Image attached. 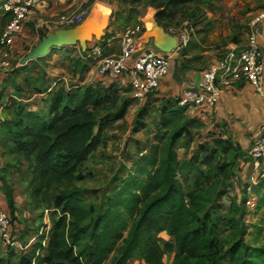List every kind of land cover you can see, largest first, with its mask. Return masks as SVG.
<instances>
[{"label": "trees", "instance_id": "16d2710c", "mask_svg": "<svg viewBox=\"0 0 264 264\" xmlns=\"http://www.w3.org/2000/svg\"><path fill=\"white\" fill-rule=\"evenodd\" d=\"M93 1L89 0L83 8ZM192 1L156 3L157 22L165 26V19L176 18L181 8ZM3 4L4 0H0V35L13 16L4 10ZM16 87L19 90L20 86ZM125 91L128 88L100 82L55 87L49 92L46 109L34 110L19 98L18 91L0 90V101L8 94L5 108L11 110L9 117L0 118V142L29 163L33 201L38 204V197L54 183L82 179L79 171L82 164L104 143L105 131L128 113L134 98L121 101ZM161 103L155 130L159 149L151 155L143 154L135 162L103 212L96 214L87 209L76 187L58 193L54 204L63 214L54 223L46 250L40 237L30 252L20 257L19 264H74L77 261L74 247L87 238L88 249L79 253L86 255L87 264H104L111 255L110 264H130L137 258H143L147 264H166L165 251L173 247L178 254L170 264H224L227 260L230 264H264V240L259 236L252 243L246 240L250 227L246 215L253 211L244 204L246 196L238 205L237 197L229 194L232 199L225 225L232 228L235 240L226 250L220 240L222 227L217 215L221 208L218 199L228 193L235 172L230 162L215 161L219 153L228 155L236 148L242 155L245 153L246 163L250 147L242 149L239 142L213 132L211 143L198 147L200 155L197 152L182 160L175 149L176 142L189 136L192 130L201 129L204 123L189 115V107L179 106L178 98H163ZM100 110L106 114L97 115ZM150 114L151 106L146 102L137 111L134 132L148 127ZM181 171L193 177L190 192L185 191ZM262 187L264 180L257 187L260 197L257 194L256 209L264 202ZM7 204L11 215L14 200L10 190ZM255 226L259 235L263 233V226ZM161 233H167L174 242L162 248L156 239ZM9 263V259L0 257V264Z\"/></svg>", "mask_w": 264, "mask_h": 264}, {"label": "rangeland", "instance_id": "374dc122", "mask_svg": "<svg viewBox=\"0 0 264 264\" xmlns=\"http://www.w3.org/2000/svg\"><path fill=\"white\" fill-rule=\"evenodd\" d=\"M98 1H107L111 3L112 9L115 11L116 18L119 17V14L124 15V13H127L133 16V13H136V15H142L144 17L143 21L147 25V21L149 22L152 19L154 22H157L156 13L158 8L156 7V3H160L162 0H156L155 2L152 0ZM245 1L246 0H237V3L232 5L233 0H193L181 8V11L176 18L165 19V26H161L172 35H179L184 30L187 31L189 43L180 51L184 52L186 50L188 52L191 45L196 43L199 38H201V35L204 36L205 34L206 38L203 42H205L206 46L213 44L212 48L214 49L219 47L222 48L226 44L225 41L231 42L232 39H234L233 36L235 34H239L238 32L241 34L243 31L245 35L246 30L244 29V31L243 28H246V26L241 22V18L244 20L246 18L242 17V12L239 11L242 6H245V10L248 9L247 7L249 6L247 4H243ZM106 8L107 9L105 11L108 14L107 16H109L110 9L108 7ZM84 9L86 8H83L82 6L79 9L74 10L73 13L82 12ZM94 13L95 18L97 17V14L96 12ZM100 15L102 14L100 13ZM145 15H148V17L150 16L148 20L146 19L147 21H145ZM107 16L99 22L101 29ZM48 25L51 27L48 28L46 25L35 27L25 22L24 27H28L31 33L29 39H26V41L19 39L22 37L20 32L18 33L19 37L16 38L12 45H0V90L5 88L7 93L18 91L20 96L24 99H28L30 93L34 90L37 91L47 87L46 84H48V79H45L47 74L41 73L37 76L33 75V70L37 67H41L40 64L45 63V61H41V63H38V61H32V63L21 65L20 60L33 51V48L41 41L42 37L47 35L44 33H48L50 30L56 31V29L65 27L61 26L58 22L53 25L49 22ZM229 27L233 32L231 37L227 36L226 38H223L224 32L228 33ZM22 30H24V28ZM42 30L44 32H42ZM215 37L217 39L221 38L222 41L217 42ZM237 37L239 38V35H237ZM213 39L214 41L211 42ZM116 45H118V43H116ZM25 69L27 71H25ZM72 69L74 73L73 77L75 78L78 68H75L73 64ZM202 71L203 69L201 70V73ZM17 85L20 86L19 90L15 89L17 88ZM149 96L146 101L151 106V114L148 118V127L139 132L133 131L137 111L142 106L133 100L125 118L116 121L112 127L105 131L104 143L93 154H91L80 167L79 171L82 175V179H74L72 181H62L52 184L45 193L38 197V204L37 201H33L30 197V188L32 189V186H23V191H25L27 196L23 199L21 207L25 209L27 217L21 219L22 221L20 220L17 216L18 207H16L15 203L11 214V225L18 222L19 224H22L19 235L24 240V242H21L20 240L22 245H24V243L33 236L36 238L34 243L41 237L42 246H44L46 250L47 244L50 242L53 234L54 223L63 214L61 209L55 207L54 204L55 196L63 189L76 187L80 191L83 203L87 209H92L96 214L103 212L106 209L108 199L116 193L118 190V184L123 178L127 177L132 167L135 166V162L139 160L143 154L151 155L154 150L157 148L159 149L160 142L156 139L155 130L162 103L159 105L154 104V101L152 102V98ZM130 97H132V94L125 91V93L122 94L121 101L124 98ZM4 100L6 99H3V101ZM1 106L2 103H0V107ZM5 109L6 108L0 110V116L7 117V115L11 114V110H9V112H5ZM96 114L103 116L106 114V111L100 110L97 111ZM213 134L215 133L205 128L204 123V126L201 129L192 130V133L189 136L180 138L175 144V149L179 158L182 160H188L191 156H195L198 152L200 144L206 142L209 143ZM10 152L11 149L5 145L4 148L0 150V157H5L7 154H10ZM198 154L200 155L201 153L198 152ZM244 158L245 153L242 155V153L238 152L235 148V150H232L228 155L219 153V156L215 161L216 163L219 161L230 162L233 165L232 168L235 172V175L229 181L228 193L221 199H218L217 202L221 206L217 215L222 227V229L220 228V240H222L223 250H226L235 240L232 228L225 225L226 219L229 218V200L232 199L229 194L237 197L238 205L241 204L243 197L246 195L245 190L249 181V176H246L245 174L248 168H245V163L243 162ZM179 176L183 182L185 191L190 192L193 188V177L184 171H181ZM259 179L262 181L264 180V177H260ZM6 181L7 180L4 179L3 184L8 187L9 185ZM22 182L26 184L25 176H23L19 181H11L10 184L13 187L14 184ZM12 190L13 189L11 188L10 192H12ZM261 191V195L264 197V187H262ZM257 194L259 198L260 194ZM256 208L257 202L254 208H250L253 211H251L249 215H246L247 222L250 226L246 240L250 243L255 240L254 237L256 236H259L260 240H264V229L263 233L259 235L257 227L255 226H263L264 228V202L259 209ZM239 216L240 214L237 217L239 218ZM44 239H46L45 245H43ZM156 239L162 248L165 247L166 244L174 242V238L170 237L167 233L157 235ZM89 244L90 240L87 238L84 239L78 247H74V256H76L75 258L77 259L74 264H87L86 255H81L79 253L82 249L87 250ZM47 251L45 254L49 252ZM165 253L166 264H170L174 262L175 256L178 254V249L174 247L172 250L166 249ZM0 254H4L2 250H0ZM8 255L10 261L9 264H19V257L21 256L20 253L13 252ZM112 256L113 255H111L104 264H110ZM66 264L73 263L66 262ZM224 264L230 263L227 260Z\"/></svg>", "mask_w": 264, "mask_h": 264}, {"label": "crops", "instance_id": "0c3cea01", "mask_svg": "<svg viewBox=\"0 0 264 264\" xmlns=\"http://www.w3.org/2000/svg\"><path fill=\"white\" fill-rule=\"evenodd\" d=\"M88 1L89 0H42L41 3L28 14L25 22L35 27L46 25L50 28L51 26L48 25L49 22L51 25L55 24L60 15L73 12L74 10L82 7ZM236 3L237 0H233L232 5H235ZM243 4H247L249 6L247 7V10H245V6H242L239 10L242 12L241 16L246 18L245 20L241 18V22L246 26V28H243V30H246L245 35L243 31V34L238 32L239 34L237 35H239V38L235 34L233 36L234 39H232L231 42L225 41L226 44L224 47L214 49L212 48L213 44L206 46L205 42H203L206 38L205 34L204 36L201 35V38H199L196 43L191 45L188 52L186 50L184 52L175 50L168 54L170 57L169 71L161 79L160 87L150 96L148 95L152 98V102L154 101V104H161L163 98H179L183 89L195 86L200 80L202 76V69L209 66V64L218 61V59L224 56L227 50L232 46L236 45L239 46V48L244 47L251 32L256 34L264 55V19L255 26L251 25L252 18L260 10L264 9V0H246ZM105 6L110 9L109 16H107L108 14L105 11L107 8ZM86 9H88L86 19L91 20L90 27L92 32L97 33L95 26L103 20L105 16H107L104 25H102L103 30L101 29L100 32L102 34L99 33L97 34L98 36L93 35L87 42V47H90L93 43L102 42L105 45L107 53H119L121 35L126 26L141 22L143 24V31L148 27L149 22L147 20L150 16L148 17V15H145L147 25L143 21L144 17L142 15L133 14L132 16L131 14L124 13V15L119 14V17L116 18L115 11L112 9V4L107 1L94 0ZM94 12L97 14V17L95 18ZM100 13L102 15H100ZM23 28L24 30L20 31L22 37L19 39L26 41V39L30 38L31 33L28 27H24L23 25ZM42 32L44 31L42 30ZM49 32H53V30L48 31V33ZM228 33L224 32L223 38H226L227 36L231 37L233 32L230 27L228 28ZM18 37L19 36L17 35L16 38ZM141 37L142 34L139 36V39H141ZM215 40H217V42L222 41L221 38L217 39L216 37ZM212 41H214V39L211 40V42ZM116 43H118L119 46L116 45ZM140 45L153 46L151 41H141ZM82 51L83 48L79 44L53 48L47 55L27 62L28 64L32 63V61H38V63L45 61V63L40 64L41 67H37L33 70V75L37 76L41 73L47 74L45 79H48V84H46L47 87L43 89L37 91L34 90L30 93L28 99H24L22 96L18 95L20 96L19 98H21V100H23V102H25L30 109L43 110L46 109L48 99L50 97L49 92L53 89V87L58 88L60 86H64L65 88H69L70 85L73 84H96L98 82L108 86L111 83H115L119 88H128V92L131 93L130 77L127 73H124L121 76L102 75L99 73L97 60L83 59L81 57ZM73 64L75 68H78L75 78L73 77ZM4 99L6 100L0 101V103H2L0 110L5 108V102L8 99V94L4 97ZM189 111L188 113H190V115L197 116L205 123L206 129L215 133L220 132L222 137L239 142L242 149H248L252 143L256 129L264 122V98L256 91L252 84L247 81H242L231 86L224 87L222 89L219 102L215 108L201 106L198 108H189ZM5 112H9V109L6 108ZM9 116L10 115H7V117ZM0 118L6 117L0 116ZM4 146L5 145L0 142V150L4 148ZM245 168L247 169V172L245 173L246 176H250L252 174L251 165L246 164ZM23 176H25L26 184L22 182L14 184L13 187L11 186V181H19ZM0 179V210L8 209L7 190L12 188L13 200L16 207H18L17 216L20 220L27 217L25 209L21 207V203L27 196L25 191H23V186H29L31 179L29 163L23 156L17 155L13 152H10V154H7L5 157L1 156ZM4 179L7 180L6 183L9 185L8 187L3 184ZM11 227L15 238H17L19 242L20 240L21 242H24V240L19 236L22 224H19V222L13 223ZM34 238L35 237L33 236L24 243L25 245H28L26 249H22L19 246L7 248L1 243L0 250H2L4 254H0V257L9 259L8 254L13 252L20 253L21 256L28 254L36 239ZM130 264L147 263L143 258H137L133 259Z\"/></svg>", "mask_w": 264, "mask_h": 264}, {"label": "built area", "instance_id": "2783aa9c", "mask_svg": "<svg viewBox=\"0 0 264 264\" xmlns=\"http://www.w3.org/2000/svg\"><path fill=\"white\" fill-rule=\"evenodd\" d=\"M42 0H4L5 11L12 12V18L4 25L0 35V45L10 46L22 30L28 14ZM88 9L79 13L63 14L57 22L61 26H73L84 21ZM264 19V9L260 10L251 20L255 26ZM143 32V24L137 23L124 28L121 35L118 54L107 53L102 42L95 43L82 51L85 60L95 59L102 75L121 76L127 73L130 77L131 94L134 100L143 105L149 93L160 87L161 79L168 73L170 57L155 46H141L139 36ZM181 44L176 50H182L189 43L187 31L178 36ZM110 42V41H109ZM175 51V50H174ZM131 62V63H130ZM247 81L264 98V55L257 36L251 32L244 47L232 46L218 61L209 64L202 71V76L195 86L183 89L178 98L179 106L197 108L207 106L215 108L219 102L222 89L233 84ZM251 165L252 174L246 186L245 206L254 208L257 202V185L260 177H264V122L254 133L252 144L247 152L245 165ZM1 185V181H0ZM11 215L7 209L0 210V241L7 247L22 245L12 233ZM35 239V238H34ZM46 239L43 240V245ZM32 264H35L33 262Z\"/></svg>", "mask_w": 264, "mask_h": 264}, {"label": "water", "instance_id": "95a60500", "mask_svg": "<svg viewBox=\"0 0 264 264\" xmlns=\"http://www.w3.org/2000/svg\"><path fill=\"white\" fill-rule=\"evenodd\" d=\"M91 20L84 19L81 23H76L73 26L62 27L56 31L49 32L44 35L41 41L33 48V51L24 56L20 63L25 64L31 60L47 55L53 48H61L65 46H72L79 44L83 50L87 49V42L93 35L98 36L96 32L91 31L90 27ZM157 30L150 31L147 27L142 32L141 41L150 42L160 51L165 54H169L176 50L181 44L176 35L168 33L164 27L158 22H155Z\"/></svg>", "mask_w": 264, "mask_h": 264}, {"label": "bare ground", "instance_id": "6f19581e", "mask_svg": "<svg viewBox=\"0 0 264 264\" xmlns=\"http://www.w3.org/2000/svg\"><path fill=\"white\" fill-rule=\"evenodd\" d=\"M96 31H97V34H99L101 32V26H100V23H98L96 26ZM148 27L150 28V31H155L157 30V26H156V23L152 20L149 21L148 23ZM158 31V30H157Z\"/></svg>", "mask_w": 264, "mask_h": 264}]
</instances>
